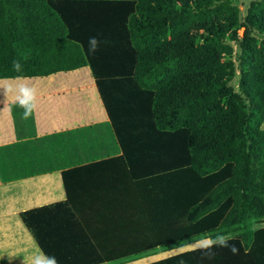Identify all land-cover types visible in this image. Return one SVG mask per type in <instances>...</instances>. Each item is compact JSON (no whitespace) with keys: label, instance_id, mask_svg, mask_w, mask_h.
<instances>
[{"label":"trees","instance_id":"obj_1","mask_svg":"<svg viewBox=\"0 0 264 264\" xmlns=\"http://www.w3.org/2000/svg\"><path fill=\"white\" fill-rule=\"evenodd\" d=\"M238 2L0 0V79L89 68L127 169L109 218H79L65 174L68 200L20 213L41 254L119 264L224 236L235 253L148 264H264V0Z\"/></svg>","mask_w":264,"mask_h":264},{"label":"crops","instance_id":"obj_2","mask_svg":"<svg viewBox=\"0 0 264 264\" xmlns=\"http://www.w3.org/2000/svg\"><path fill=\"white\" fill-rule=\"evenodd\" d=\"M110 124L87 67L0 79V264H34L39 249L19 214L68 200L64 174L79 218L111 216L127 169Z\"/></svg>","mask_w":264,"mask_h":264},{"label":"rangeland","instance_id":"obj_3","mask_svg":"<svg viewBox=\"0 0 264 264\" xmlns=\"http://www.w3.org/2000/svg\"><path fill=\"white\" fill-rule=\"evenodd\" d=\"M249 2H250V0H239V2H238V7L241 10L242 18L245 15V11L247 9ZM243 31H244V29L240 30V34H239L240 37L242 36ZM262 129L264 130V123L262 124ZM22 226H23V229L25 231L26 229H25L24 225H22ZM25 233H26V231H25ZM3 240H4V238H0V241H3ZM206 241H208V240L200 241L198 243L191 244L189 246H183V247L175 248L173 250H169V251H165V252L162 250H157L155 252H151V253H148L146 255L137 257L133 260L125 261V262H123V264H148V263L157 261L159 259H163L165 257L171 256V255H174L177 253H181V252H184L186 250L193 249L195 247H199V246H201V244L203 242H206ZM36 254H37V257L41 255V253L39 251H36ZM19 255L22 257V259H26V257H28V262H30V263L33 262V259L36 257L35 254L34 255L29 254V256H28L27 253H25V252H20Z\"/></svg>","mask_w":264,"mask_h":264},{"label":"clouds","instance_id":"obj_4","mask_svg":"<svg viewBox=\"0 0 264 264\" xmlns=\"http://www.w3.org/2000/svg\"><path fill=\"white\" fill-rule=\"evenodd\" d=\"M90 44L92 45V49L95 50V47L97 45V41L95 38H91L90 39ZM14 67L19 68L20 65L18 62H14ZM25 117H27L29 115V110L26 109L25 113H24ZM212 244H216L218 246L221 247H230V250L235 253L237 251L236 247L234 245H229L228 244V240L224 237V236H218L216 237L215 240H208L206 242H203L201 244L202 248H208L210 247ZM205 254H211V253H205ZM34 264H57L56 260L54 257H47L43 254H41L40 256L36 257L34 260Z\"/></svg>","mask_w":264,"mask_h":264}]
</instances>
